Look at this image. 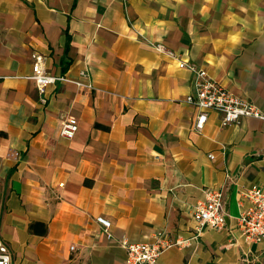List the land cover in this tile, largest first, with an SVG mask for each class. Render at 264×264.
Instances as JSON below:
<instances>
[{
    "label": "crops",
    "instance_id": "1",
    "mask_svg": "<svg viewBox=\"0 0 264 264\" xmlns=\"http://www.w3.org/2000/svg\"><path fill=\"white\" fill-rule=\"evenodd\" d=\"M34 56L67 82L40 94ZM197 70L264 115V0H0V239L11 264H124L121 241L161 232L185 243L157 264H264V242H245L236 220L242 193L264 190V120L222 127L210 111L196 132ZM67 116L72 139L60 135ZM209 189L223 192L227 226L196 237Z\"/></svg>",
    "mask_w": 264,
    "mask_h": 264
},
{
    "label": "built area",
    "instance_id": "2",
    "mask_svg": "<svg viewBox=\"0 0 264 264\" xmlns=\"http://www.w3.org/2000/svg\"><path fill=\"white\" fill-rule=\"evenodd\" d=\"M163 50L161 46H156ZM32 75L28 79L34 81L40 94L45 92L46 87L57 82H67L65 76H52L42 68L43 58L33 57ZM183 65V64H182ZM191 68V67H190ZM81 76L86 78L85 72ZM80 89L92 90L90 82H76ZM195 92L187 99L197 110L194 129L200 133L207 120V113L216 112L221 116V126L226 127L237 124L243 118H256L264 120V115L255 105L243 98L237 97L227 91L220 84L208 77L204 70L195 71ZM78 130L77 119L67 116L61 121L60 135L72 139ZM212 158V156H210ZM242 207L238 215L237 228L241 236L248 244L264 242V190L258 186H252L241 195ZM229 216L226 214L223 203V192L211 190L206 192V200L194 207L193 219L196 223L195 236L199 237L205 228L222 230L227 226ZM101 225L107 237H110V223L102 217L96 219ZM180 239L169 238L161 232L155 236L153 243H129L121 241V247L125 250L124 264H157L159 257L167 250L179 248L184 245ZM247 261L246 259H244ZM248 262V261H247ZM0 264H11V254L0 239Z\"/></svg>",
    "mask_w": 264,
    "mask_h": 264
},
{
    "label": "trees",
    "instance_id": "3",
    "mask_svg": "<svg viewBox=\"0 0 264 264\" xmlns=\"http://www.w3.org/2000/svg\"><path fill=\"white\" fill-rule=\"evenodd\" d=\"M68 44H69V39L67 38V42H66V46H65V51H67ZM66 67H67V66L65 65V68H64L63 70H65Z\"/></svg>",
    "mask_w": 264,
    "mask_h": 264
}]
</instances>
